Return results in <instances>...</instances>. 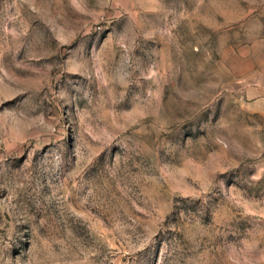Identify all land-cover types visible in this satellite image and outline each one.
I'll list each match as a JSON object with an SVG mask.
<instances>
[{"label":"rangeland","instance_id":"obj_1","mask_svg":"<svg viewBox=\"0 0 264 264\" xmlns=\"http://www.w3.org/2000/svg\"><path fill=\"white\" fill-rule=\"evenodd\" d=\"M0 264H264V0H0Z\"/></svg>","mask_w":264,"mask_h":264}]
</instances>
